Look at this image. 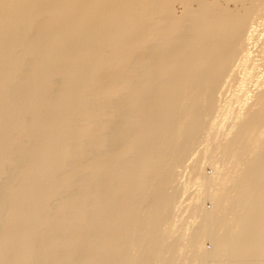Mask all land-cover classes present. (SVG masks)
Here are the masks:
<instances>
[{"label": "bare ground", "instance_id": "obj_1", "mask_svg": "<svg viewBox=\"0 0 264 264\" xmlns=\"http://www.w3.org/2000/svg\"><path fill=\"white\" fill-rule=\"evenodd\" d=\"M0 264H264V0H0Z\"/></svg>", "mask_w": 264, "mask_h": 264}, {"label": "rangeland", "instance_id": "obj_2", "mask_svg": "<svg viewBox=\"0 0 264 264\" xmlns=\"http://www.w3.org/2000/svg\"><path fill=\"white\" fill-rule=\"evenodd\" d=\"M206 166H207V165H206ZM206 168H207V169H206ZM208 168H209V170H208ZM210 168H211V167H205V169L208 170V171H207L208 173H211V172H212V169H210ZM182 170H183V169H182ZM209 171H211V172H209ZM182 172H183V171H182ZM185 172H186V171H185ZM183 173H184V172H183ZM183 173H181V176H180L181 178H180V180H185V179H187V177L189 176V175H188V172H187V174L185 173V175H187V176H186V177L184 176V177H185V179H184V178H183ZM180 188H181V186H180ZM194 188H195V187L193 186V189H192V188H191V189L194 190ZM191 189H190V191H188V193L191 192L190 194L193 195L194 193L192 194L193 191H191ZM186 193H187V192H186ZM186 193H185V194H186ZM180 194H181V193H180ZM185 194H184V195H185ZM190 194H189V196H188V194H187V197H188V198L190 197ZM187 197H186V196H183L182 198H183V200H185V198H187ZM187 201H188V200H187ZM206 202H207L208 204H207ZM205 204H207L208 207H210V206H211V205H210V204H211L210 200L206 199V200H205ZM209 205H210V206H209ZM207 244H208V245H207ZM206 245H207V246H210L209 241H206Z\"/></svg>", "mask_w": 264, "mask_h": 264}]
</instances>
